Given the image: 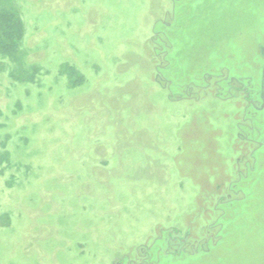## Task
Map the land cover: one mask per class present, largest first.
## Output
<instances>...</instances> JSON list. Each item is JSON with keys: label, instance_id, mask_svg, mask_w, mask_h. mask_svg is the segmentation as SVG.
Listing matches in <instances>:
<instances>
[{"label": "rangeland", "instance_id": "374dc122", "mask_svg": "<svg viewBox=\"0 0 264 264\" xmlns=\"http://www.w3.org/2000/svg\"><path fill=\"white\" fill-rule=\"evenodd\" d=\"M1 10L0 264H264V0Z\"/></svg>", "mask_w": 264, "mask_h": 264}, {"label": "flooded vegetation", "instance_id": "af4514ba", "mask_svg": "<svg viewBox=\"0 0 264 264\" xmlns=\"http://www.w3.org/2000/svg\"><path fill=\"white\" fill-rule=\"evenodd\" d=\"M260 53H261V56L264 59V52H263L262 49L260 50ZM225 82H226L225 86H227V90H231V91L234 90L235 92L238 91V92H240L241 94L244 95V97L246 98V102H247L249 108H253L255 106L257 107L258 106L257 103H258L259 100H261L262 104H261V106H259L260 108H258V110L264 108L263 100L261 98V94L264 93V69H263V74H262V87H261V91L260 92L259 91L258 92L255 91L253 89V86L251 85L252 83L247 81V80L245 81V80L240 79V78L231 77L230 79H228ZM263 99H264V97H263ZM256 107H255V109H256ZM247 115L249 117H247ZM244 120H247V121H249L250 123L253 124V122L251 121L252 120L251 111L246 112ZM260 145H261V143H260ZM263 146L264 145H262V147ZM259 150H260V148H259ZM259 150H258V152H259ZM185 237H187V234H186ZM186 244H187L186 243V238L185 239L183 238V239L180 240V243H179L180 246H185Z\"/></svg>", "mask_w": 264, "mask_h": 264}, {"label": "trees", "instance_id": "16d2710c", "mask_svg": "<svg viewBox=\"0 0 264 264\" xmlns=\"http://www.w3.org/2000/svg\"><path fill=\"white\" fill-rule=\"evenodd\" d=\"M21 23L7 10L0 11V49L10 50L17 45L21 35ZM223 231V229H222ZM221 231V232H222ZM213 248H211L212 250ZM210 250V252H211Z\"/></svg>", "mask_w": 264, "mask_h": 264}, {"label": "water", "instance_id": "95a60500", "mask_svg": "<svg viewBox=\"0 0 264 264\" xmlns=\"http://www.w3.org/2000/svg\"><path fill=\"white\" fill-rule=\"evenodd\" d=\"M263 97H264V93L261 94V98H262V100H263V104H264V99H263Z\"/></svg>", "mask_w": 264, "mask_h": 264}]
</instances>
